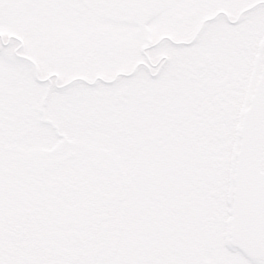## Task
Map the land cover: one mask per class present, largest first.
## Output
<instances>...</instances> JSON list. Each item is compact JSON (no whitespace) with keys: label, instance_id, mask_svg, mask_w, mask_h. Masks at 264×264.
I'll return each mask as SVG.
<instances>
[{"label":"snow or ice","instance_id":"obj_1","mask_svg":"<svg viewBox=\"0 0 264 264\" xmlns=\"http://www.w3.org/2000/svg\"><path fill=\"white\" fill-rule=\"evenodd\" d=\"M0 264H264V0H0Z\"/></svg>","mask_w":264,"mask_h":264}]
</instances>
